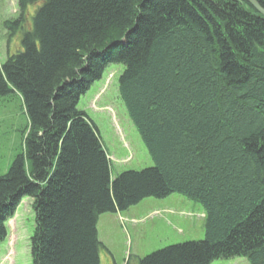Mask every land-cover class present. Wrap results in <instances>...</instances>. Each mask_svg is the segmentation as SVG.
<instances>
[{
  "label": "trees",
  "instance_id": "obj_1",
  "mask_svg": "<svg viewBox=\"0 0 264 264\" xmlns=\"http://www.w3.org/2000/svg\"><path fill=\"white\" fill-rule=\"evenodd\" d=\"M35 3L22 51L0 64V95L27 117L0 175V243L29 197L32 264H100V214L177 193L201 205L203 239L137 264H264V16L244 0H17L20 16ZM109 64L153 163L112 179L76 107Z\"/></svg>",
  "mask_w": 264,
  "mask_h": 264
},
{
  "label": "rangeland",
  "instance_id": "obj_2",
  "mask_svg": "<svg viewBox=\"0 0 264 264\" xmlns=\"http://www.w3.org/2000/svg\"><path fill=\"white\" fill-rule=\"evenodd\" d=\"M39 3L28 4L20 16L17 0H0V64L22 51L21 39L32 30ZM119 64H109L77 102L98 130L110 161V179L125 171L153 165L138 133L118 99ZM27 123L16 93L0 95V175L14 156L22 152V132ZM34 225L31 199L22 197L5 223L0 243V264H32L29 238ZM97 239L106 250L100 264H137L139 258L169 245L198 241L204 237L203 209L195 201L173 193L161 199L146 197L126 210L100 214ZM209 264H248L243 257L215 259Z\"/></svg>",
  "mask_w": 264,
  "mask_h": 264
},
{
  "label": "water",
  "instance_id": "obj_3",
  "mask_svg": "<svg viewBox=\"0 0 264 264\" xmlns=\"http://www.w3.org/2000/svg\"><path fill=\"white\" fill-rule=\"evenodd\" d=\"M247 2L252 8H254L258 13L264 16V9L261 8L255 0H244Z\"/></svg>",
  "mask_w": 264,
  "mask_h": 264
}]
</instances>
